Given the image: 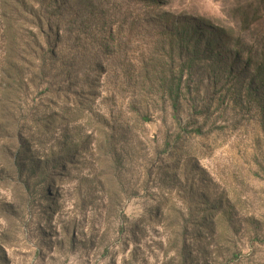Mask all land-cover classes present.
Here are the masks:
<instances>
[{"label": "rangeland", "instance_id": "374dc122", "mask_svg": "<svg viewBox=\"0 0 264 264\" xmlns=\"http://www.w3.org/2000/svg\"><path fill=\"white\" fill-rule=\"evenodd\" d=\"M160 2L0 0V264H264V0Z\"/></svg>", "mask_w": 264, "mask_h": 264}, {"label": "trees", "instance_id": "16d2710c", "mask_svg": "<svg viewBox=\"0 0 264 264\" xmlns=\"http://www.w3.org/2000/svg\"><path fill=\"white\" fill-rule=\"evenodd\" d=\"M140 2H146L147 4L150 5H159L161 2L160 0H138ZM149 8V7H148ZM158 17L160 19L165 18L167 23L169 21L166 18L168 17V14L166 12H159V13H151L150 16H148L146 19L142 20L146 24L153 23V20ZM173 30H181V32L174 36V40H172V47L174 46L175 42L183 43L184 48L186 50L188 49V54H189V61H191L190 65L195 61L196 57L199 55V49L204 47L208 50V47H212L214 44H216V41H219L221 39V36L217 34V32H209L212 34V38H205L204 37V28H199L198 25L192 24L190 22H172ZM182 27V29L180 28ZM11 31V30H10ZM12 33H9L11 37ZM203 35V36H202ZM179 36V38H178ZM206 51V50H205ZM182 53V52H181ZM180 90H174L173 87L169 88V97L171 99V105H172V110L174 112L177 111L178 109V93Z\"/></svg>", "mask_w": 264, "mask_h": 264}]
</instances>
